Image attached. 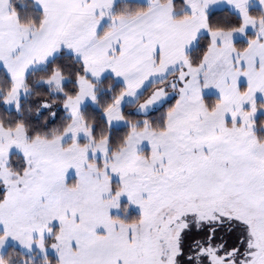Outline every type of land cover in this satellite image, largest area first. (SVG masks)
<instances>
[{"label":"snow or ice","instance_id":"1","mask_svg":"<svg viewBox=\"0 0 264 264\" xmlns=\"http://www.w3.org/2000/svg\"><path fill=\"white\" fill-rule=\"evenodd\" d=\"M0 264H264V0H0Z\"/></svg>","mask_w":264,"mask_h":264}]
</instances>
